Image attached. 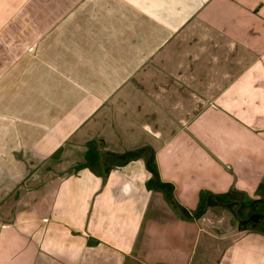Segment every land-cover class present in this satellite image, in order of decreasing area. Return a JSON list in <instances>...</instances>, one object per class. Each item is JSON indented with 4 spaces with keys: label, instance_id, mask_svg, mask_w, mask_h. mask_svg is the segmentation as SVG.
I'll use <instances>...</instances> for the list:
<instances>
[{
    "label": "crops",
    "instance_id": "1",
    "mask_svg": "<svg viewBox=\"0 0 264 264\" xmlns=\"http://www.w3.org/2000/svg\"><path fill=\"white\" fill-rule=\"evenodd\" d=\"M252 214L264 0H0V264H264Z\"/></svg>",
    "mask_w": 264,
    "mask_h": 264
},
{
    "label": "trees",
    "instance_id": "2",
    "mask_svg": "<svg viewBox=\"0 0 264 264\" xmlns=\"http://www.w3.org/2000/svg\"><path fill=\"white\" fill-rule=\"evenodd\" d=\"M264 219V216L260 215V214H252L251 216H249L246 219L241 218L239 220V230L240 231H247V230H251L254 229V227L260 223V221H262Z\"/></svg>",
    "mask_w": 264,
    "mask_h": 264
},
{
    "label": "water",
    "instance_id": "3",
    "mask_svg": "<svg viewBox=\"0 0 264 264\" xmlns=\"http://www.w3.org/2000/svg\"><path fill=\"white\" fill-rule=\"evenodd\" d=\"M178 211H179V209L178 208H176Z\"/></svg>",
    "mask_w": 264,
    "mask_h": 264
}]
</instances>
